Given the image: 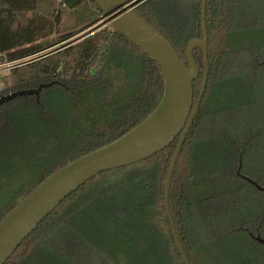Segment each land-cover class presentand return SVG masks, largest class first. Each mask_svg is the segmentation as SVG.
Instances as JSON below:
<instances>
[{
  "label": "trees",
  "instance_id": "trees-1",
  "mask_svg": "<svg viewBox=\"0 0 264 264\" xmlns=\"http://www.w3.org/2000/svg\"><path fill=\"white\" fill-rule=\"evenodd\" d=\"M135 12L189 67L188 46L203 38L202 0H148ZM103 17L95 0H0V65L18 66L0 75V98L54 83L39 101L0 106V222L54 173L119 140L160 104L159 65L111 25L70 41ZM206 29L209 79L174 169L170 212L190 264H264L256 240L264 239V191L243 178L264 187V0H207ZM194 58L195 105L202 48ZM179 140L86 182L5 264H185L165 201Z\"/></svg>",
  "mask_w": 264,
  "mask_h": 264
},
{
  "label": "water",
  "instance_id": "water-1",
  "mask_svg": "<svg viewBox=\"0 0 264 264\" xmlns=\"http://www.w3.org/2000/svg\"><path fill=\"white\" fill-rule=\"evenodd\" d=\"M147 1L95 0L99 9L104 13L103 22L105 25L103 27L111 25L115 31L125 36L159 65L165 80V90L160 104L151 116L135 129L114 143L87 154L57 171L8 213L0 222V264H5L31 233L67 197L86 182L102 172L128 167L144 161L167 148L179 136L180 140L167 177L165 201L179 252L185 264H190L179 241L171 216L169 196L176 163L194 123L209 79L207 0H202L203 38L193 41L187 49L189 67L180 58L175 48L135 12L137 7ZM97 31L99 29L93 33ZM196 48H202L204 52L205 77L198 100L194 105L193 85L200 75L199 66L194 58ZM53 84H41L37 89L21 90L1 97L0 106L25 96H36L39 101L41 91ZM243 178L257 190L264 191V187L254 180L244 176ZM256 240L264 245L263 238L257 237Z\"/></svg>",
  "mask_w": 264,
  "mask_h": 264
},
{
  "label": "rangeland",
  "instance_id": "rangeland-1",
  "mask_svg": "<svg viewBox=\"0 0 264 264\" xmlns=\"http://www.w3.org/2000/svg\"><path fill=\"white\" fill-rule=\"evenodd\" d=\"M73 23H74V20L72 18V15L70 13H66L64 15V18H63V27L64 28H69V27H71L73 25ZM103 25H104V22H103V20H101L100 22H98L93 27L87 29L86 31H84L81 34H79V35L75 36L74 38H72L70 41H74V43H78V42L82 41L83 39H85L87 37L86 35L88 33L91 34V33H93V31H95L97 29H99V30L102 29ZM16 67H18V66H16ZM2 69L3 68L0 67V75H3L2 74Z\"/></svg>",
  "mask_w": 264,
  "mask_h": 264
},
{
  "label": "built area",
  "instance_id": "built-area-1",
  "mask_svg": "<svg viewBox=\"0 0 264 264\" xmlns=\"http://www.w3.org/2000/svg\"><path fill=\"white\" fill-rule=\"evenodd\" d=\"M17 65H16V62H7V63H3L0 65L2 69V74H7L10 70H12L13 68H15Z\"/></svg>",
  "mask_w": 264,
  "mask_h": 264
}]
</instances>
